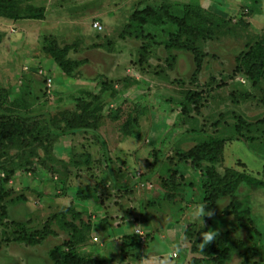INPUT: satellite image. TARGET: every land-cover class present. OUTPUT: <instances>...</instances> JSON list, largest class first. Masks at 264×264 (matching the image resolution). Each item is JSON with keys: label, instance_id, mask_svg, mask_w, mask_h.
<instances>
[{"label": "rangeland", "instance_id": "rangeland-1", "mask_svg": "<svg viewBox=\"0 0 264 264\" xmlns=\"http://www.w3.org/2000/svg\"><path fill=\"white\" fill-rule=\"evenodd\" d=\"M29 5L44 8V19L0 17V264H53L48 252L69 239L58 219L83 225L79 255L111 264L203 260L191 246L210 229L260 246L257 256L233 253L225 264H264V191L239 195L249 198L250 215L224 216V197L211 216L193 220L201 178L181 157L208 135L235 137L215 171L264 182V84L235 71L264 34V0ZM163 5L173 16L191 5L231 21L228 36L197 43L204 57L196 75L189 52L165 47L176 27H128L133 11ZM53 51H63L64 68ZM43 231L39 245L16 241Z\"/></svg>", "mask_w": 264, "mask_h": 264}, {"label": "trees", "instance_id": "trees-1", "mask_svg": "<svg viewBox=\"0 0 264 264\" xmlns=\"http://www.w3.org/2000/svg\"><path fill=\"white\" fill-rule=\"evenodd\" d=\"M36 0H0V17L12 21L44 19L45 10L42 7H33L29 3ZM174 26L177 33L171 35L165 44L167 49L189 52L193 56L195 64L194 75L198 74L204 53L196 46L199 41H213L220 37H226L231 33V21L196 6L185 5L181 16H173L168 7H144L133 11L129 28H140L143 26ZM63 51L54 52L53 56L59 66L67 65L62 58ZM237 72L243 73L250 81L264 84V34L253 41L246 51L242 52L236 59ZM264 104V96H263ZM264 124V118L261 120ZM239 141L238 138L224 139L214 136H206L202 143L197 144L192 150L183 154V159L190 158L189 166L200 173V186L203 191V203L208 209L216 207L220 199L230 197L229 205L223 211L224 216H234L239 219L243 215H250V201L248 197L239 200L243 189L264 191V182L243 173L228 170L220 176L214 165L221 161L223 146L226 141ZM205 164V165H203ZM57 219V218H56ZM60 229L67 231L69 239L61 246H55L48 252V259L53 264H111L112 260L107 258L97 259L90 255L78 254V246L85 241L83 225H74L72 222L57 220ZM256 233V232H255ZM46 238V233L35 232L32 235H23L17 242L25 243L27 246L39 245ZM139 238V237H138ZM135 238L134 247L139 239ZM145 238V237H144ZM146 240V238H145ZM202 237L194 241L191 246L192 253L203 256V260L191 259L188 264H225L233 253H238L245 259L258 255L260 246L246 247L244 242L233 238L226 232L219 238L207 244L203 249L200 247ZM141 242V241H140ZM142 243V242H141Z\"/></svg>", "mask_w": 264, "mask_h": 264}, {"label": "clouds", "instance_id": "clouds-1", "mask_svg": "<svg viewBox=\"0 0 264 264\" xmlns=\"http://www.w3.org/2000/svg\"><path fill=\"white\" fill-rule=\"evenodd\" d=\"M189 215L193 220L200 221L204 216H211L212 212L207 208V204H196ZM218 233L215 230L203 231L201 233L202 240L200 242V247L203 249L207 244L214 241Z\"/></svg>", "mask_w": 264, "mask_h": 264}, {"label": "built area", "instance_id": "built-area-1", "mask_svg": "<svg viewBox=\"0 0 264 264\" xmlns=\"http://www.w3.org/2000/svg\"><path fill=\"white\" fill-rule=\"evenodd\" d=\"M92 27H93V29H95L96 31H100V30L102 29V27L99 25L98 22H94V23L92 24ZM46 81H47V83H46V87L48 88L47 92H49V91H50V87H51V80L46 79ZM136 234L139 235L140 238H141V235H142V234H141V231H140V230H137V231H136ZM141 240H142V242H144L143 238H141ZM93 241L96 242V239H94Z\"/></svg>", "mask_w": 264, "mask_h": 264}, {"label": "crops", "instance_id": "crops-1", "mask_svg": "<svg viewBox=\"0 0 264 264\" xmlns=\"http://www.w3.org/2000/svg\"><path fill=\"white\" fill-rule=\"evenodd\" d=\"M109 229H111V231H109V235H111V236L113 235L114 238H118L119 237V234H117L118 233L117 231H119L118 227H113V225L111 224V226L109 225L107 227V230H109ZM100 250L104 251V249H100ZM85 253L88 255V254H91L92 252L91 251L90 252L86 251ZM92 257H94V256H92ZM109 259H111V258H109Z\"/></svg>", "mask_w": 264, "mask_h": 264}]
</instances>
